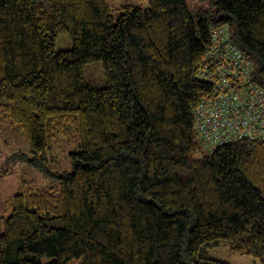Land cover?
<instances>
[{
	"label": "trees",
	"instance_id": "16d2710c",
	"mask_svg": "<svg viewBox=\"0 0 264 264\" xmlns=\"http://www.w3.org/2000/svg\"><path fill=\"white\" fill-rule=\"evenodd\" d=\"M145 1L116 16L111 0H0V119L31 144L13 157L62 185L12 195L0 264H232L220 244L264 264V141L207 144L193 113L217 29L264 85V0ZM100 60L96 87L83 65ZM72 132L56 175L46 151Z\"/></svg>",
	"mask_w": 264,
	"mask_h": 264
},
{
	"label": "built area",
	"instance_id": "2783aa9c",
	"mask_svg": "<svg viewBox=\"0 0 264 264\" xmlns=\"http://www.w3.org/2000/svg\"><path fill=\"white\" fill-rule=\"evenodd\" d=\"M205 54L207 62L199 78L211 82L215 90L195 107V129L210 145L264 141V85L253 76V59L223 29L215 30Z\"/></svg>",
	"mask_w": 264,
	"mask_h": 264
},
{
	"label": "rangeland",
	"instance_id": "374dc122",
	"mask_svg": "<svg viewBox=\"0 0 264 264\" xmlns=\"http://www.w3.org/2000/svg\"><path fill=\"white\" fill-rule=\"evenodd\" d=\"M210 0H187L191 8L204 4L207 6ZM116 16L120 15L119 7L123 4H140L146 5L144 0H111ZM55 49H70L73 46V38L71 35L57 34ZM84 76L87 83L93 86L101 87L107 84L105 73L103 70V62L91 61L83 65ZM31 144L26 137L15 131L10 121H2L0 119V217L8 216V201L13 194L19 192L20 185L27 181L29 185L34 187L47 189L50 187L62 188L61 179L45 174L40 167L33 166L26 160H20L13 157L19 151L30 153ZM81 145L76 141L75 132L67 137L57 139L51 149L46 151L48 161L45 165L56 175L73 170L72 153L79 152ZM31 154V153H30ZM212 256L222 258L232 264H263L261 261L244 254H234L224 244H220L212 248L210 251Z\"/></svg>",
	"mask_w": 264,
	"mask_h": 264
}]
</instances>
